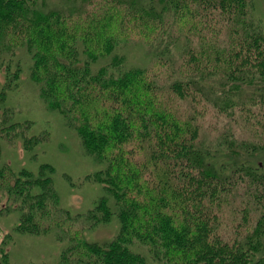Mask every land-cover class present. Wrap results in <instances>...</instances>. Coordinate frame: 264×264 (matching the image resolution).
I'll return each instance as SVG.
<instances>
[{"label":"trees","instance_id":"16d2710c","mask_svg":"<svg viewBox=\"0 0 264 264\" xmlns=\"http://www.w3.org/2000/svg\"><path fill=\"white\" fill-rule=\"evenodd\" d=\"M256 8L255 0H0V156L1 140L31 151L48 137L30 133L32 121L14 120L5 104L27 54L40 98L101 163L88 177L105 190L82 224L61 231L72 213L59 207L55 166L2 162L15 231L58 230L59 264H264ZM134 41L152 52L151 66H127L118 54ZM211 106L245 127L256 120L262 132L250 140L224 125L210 140ZM114 215L110 238L86 237ZM9 236L0 264H13Z\"/></svg>","mask_w":264,"mask_h":264},{"label":"rangeland","instance_id":"374dc122","mask_svg":"<svg viewBox=\"0 0 264 264\" xmlns=\"http://www.w3.org/2000/svg\"><path fill=\"white\" fill-rule=\"evenodd\" d=\"M255 1L257 17L264 27V0ZM118 54L124 55L127 66H149L153 61L152 52L141 41L127 43L118 50ZM29 63V55L24 54L20 79L16 86L9 89L5 104L14 107V120L32 121L30 133L48 132V137L31 151H25L19 141L7 143L1 140L0 166L2 162H7L15 169L22 167L35 169L41 162H49L55 166L54 180L60 196L59 207L72 213L71 217L65 220L61 230L63 231L70 224L75 226L82 224L85 213L93 208L105 193L102 183L88 177L101 167V163L85 153L76 131L66 124L63 116L57 110L46 108L39 96L37 84L29 77ZM0 78L4 80L3 74H0ZM255 110L256 114L253 116L264 114V109L260 105ZM208 111L210 119L206 131L210 140L213 134L225 130L224 125L233 130L238 137L250 140L256 139L257 134L262 132L256 120L251 123L249 119L251 124L245 127L243 122L231 119L230 115L220 113L212 106ZM262 166L264 168V164ZM14 207L16 206L0 192V244L9 234L4 245L13 264H59L64 241L57 238L58 230L40 235L16 232L14 226L18 221V212L13 210ZM114 222L116 215L112 222L103 225L104 227L86 229L84 231L86 237L99 241L110 238L117 229Z\"/></svg>","mask_w":264,"mask_h":264}]
</instances>
